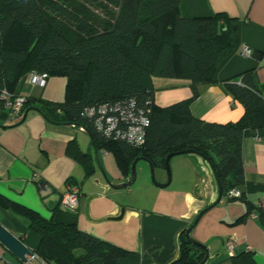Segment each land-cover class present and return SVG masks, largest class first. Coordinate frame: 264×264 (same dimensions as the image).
I'll return each mask as SVG.
<instances>
[{
  "label": "trees",
  "instance_id": "1",
  "mask_svg": "<svg viewBox=\"0 0 264 264\" xmlns=\"http://www.w3.org/2000/svg\"><path fill=\"white\" fill-rule=\"evenodd\" d=\"M178 4L179 0H0V92L15 96L19 79L29 71L65 77L63 101L38 99L39 112L53 123L89 129L97 149L113 155L124 177L129 178L138 157L164 168L167 154L190 149L213 165L222 197L243 200L250 208L242 190L241 141L246 129L264 128V86L255 83L252 71H245L224 81L243 107L238 120L216 123L194 117L190 104L199 86L214 81L217 67L233 51L238 22L224 12L183 17ZM157 77L188 80L191 96L156 105ZM29 103L25 98L22 110ZM102 106L106 115L118 120L111 136L95 125ZM90 109L93 115H88ZM128 115L147 119L140 145L117 136L131 123ZM69 149L85 174H92V156L81 152L75 140ZM232 189L241 195L228 196ZM14 209L38 234L32 252L44 264H123L128 254L75 224L55 222L24 207ZM260 218L264 220V213ZM204 255L205 248L186 239L184 230L178 256L170 264H198ZM231 262L255 264L250 253L232 255Z\"/></svg>",
  "mask_w": 264,
  "mask_h": 264
},
{
  "label": "crops",
  "instance_id": "2",
  "mask_svg": "<svg viewBox=\"0 0 264 264\" xmlns=\"http://www.w3.org/2000/svg\"><path fill=\"white\" fill-rule=\"evenodd\" d=\"M183 17H207L224 12L238 22L233 51L217 67L214 81L199 86L190 104L191 114L206 122H234L243 107L234 99L224 81L252 71L255 83L264 86V0H179ZM245 46L252 53H240ZM24 74L15 95L30 99L27 107H38V99L62 102L66 78L50 76L43 86L31 84ZM154 103L160 107L191 96L186 79L154 78ZM24 110L12 116L0 98V223L33 250L39 236L29 228L28 218L14 207L30 209L58 223L75 224L78 229L128 252L123 264H170L178 256L179 235L196 214L217 196L207 163L195 154L171 157L172 179L158 187L159 199L138 200L131 185L113 189L104 181L90 139L80 130L47 120L39 111ZM83 136V137H81ZM75 140L81 152L92 156L94 170L86 175L71 155ZM97 160L113 184L126 181L110 152L97 151ZM246 201L221 197L191 231V237L206 245L205 264H232L231 256L250 253L255 264H264V128L246 129L241 141ZM146 164V163H145ZM145 184L146 171L138 167ZM158 183L166 182L164 168L154 167ZM52 193L40 194L39 183ZM73 184L78 204L73 212L60 206V197ZM55 208V210H53ZM123 216L117 218L121 210ZM242 217V218H241ZM241 218L239 222L237 219ZM228 242H232L229 249ZM0 264H23L0 244Z\"/></svg>",
  "mask_w": 264,
  "mask_h": 264
},
{
  "label": "water",
  "instance_id": "3",
  "mask_svg": "<svg viewBox=\"0 0 264 264\" xmlns=\"http://www.w3.org/2000/svg\"><path fill=\"white\" fill-rule=\"evenodd\" d=\"M29 111H39V109L37 107H27L25 110H24V113L22 115V118H21V122L25 119L27 113ZM59 125L63 126V127H73L75 129H78L80 130L81 132H83L89 139H90V142H91V145L93 147V150H94V153H95V158H96V161H97V165L100 167L102 173H103V177H104V181L107 183V185L113 189H122V188H126L128 186H130L134 181H135V178H136V164L139 162V161H144L145 163L148 164L149 166V169H150V174H151V179L153 181V183L157 186V187H167L171 181V171H170V159L172 156L174 155H177V154H195L201 158H203L205 160V162L207 163V165L209 166L211 172H212V175H213V178H214V181H215V185H216V192H217V196H216V199L210 203L209 205H207L206 207H204L203 209H201L197 214L196 216L194 217L192 223L190 224L189 227H187L185 229V237L186 239L190 240L191 242L199 245V246H202L205 248V255L203 257V259L198 263V264H205V262L207 261L208 259V251H207V247L206 245L194 240L190 233L191 231L193 230V228L195 227V225L197 224V222L199 221V219L209 210L211 209L212 207H214L221 199L222 197V191H221V184H220V181L218 179V176H217V173L215 171V168L213 167V165L209 162L208 159H206L203 155L201 154H198V153H195L193 152L192 150L190 149H187V150H182V151H179V152H175V153H169L167 154L165 157H164V170L166 171V175H167V179H166V182L163 183V184H158L156 181H155V178H154V165L152 164V162L150 160H148L147 158H144V157H138L136 159L133 160L132 164H131V171H130V176L129 178L122 182V183H118V184H113L109 181V179L106 177V175L104 174L102 168H101V165L99 163V161L97 160V147H96V144H95V140L93 138V135L92 133L90 132L89 129H87L86 127L84 126H80L78 125L77 123H70V122H62V123H58ZM39 188H40V194L42 197H45L47 196L48 194L52 193L51 191H49L45 185V183L43 182H40L39 183ZM123 209L121 210L120 214L118 215V219L121 218L123 216ZM0 244L5 248L7 249L11 254H13L17 259H19L20 261L22 262H25L27 261V256H31L33 255V252L31 249H29L24 243L23 241L15 236L13 233H11L7 228H5L1 223H0Z\"/></svg>",
  "mask_w": 264,
  "mask_h": 264
},
{
  "label": "built area",
  "instance_id": "4",
  "mask_svg": "<svg viewBox=\"0 0 264 264\" xmlns=\"http://www.w3.org/2000/svg\"><path fill=\"white\" fill-rule=\"evenodd\" d=\"M240 53L244 56H248L252 53L251 49L243 46ZM47 77L45 74H39L31 71L28 77V81L31 84H36L43 86ZM0 98L3 100L4 104L9 108L10 114L12 116H18L22 111L23 105L25 103V97L20 95L12 96L5 90L0 92ZM88 115H93L95 111L93 109L87 110ZM99 115L95 121V125L99 131H101L106 136H111L113 131L117 127V118L114 115H106V107L102 106L98 109ZM132 120L126 124V129L124 133H117V136H121L128 143L132 145H140L144 141V126L147 124L146 117L140 115L134 117L133 115H128V120ZM241 195L240 191L237 189H232L229 191L228 196L239 197ZM78 204V189L73 184H67L66 190L60 197V206L63 210L73 212L75 211ZM228 247L231 249L232 242H228ZM23 264H44L39 261L35 254L27 256V261Z\"/></svg>",
  "mask_w": 264,
  "mask_h": 264
},
{
  "label": "rangeland",
  "instance_id": "5",
  "mask_svg": "<svg viewBox=\"0 0 264 264\" xmlns=\"http://www.w3.org/2000/svg\"><path fill=\"white\" fill-rule=\"evenodd\" d=\"M140 166L144 167L146 171V178H145L146 182L145 184L144 182H142V180L139 177L138 169H136V178H135V181L131 184V187H133L132 188L133 193L137 195L136 197L138 198V200H143L145 198L152 199V200L159 199L160 195L158 196L157 191H160V190H158V187L153 183L151 179V174H150V169H149L148 164L147 163L145 164L144 161H139L138 167ZM170 171H171V179H172L171 165H170ZM164 172H165V176L167 179L166 171L164 170ZM154 178H155V181L158 183L156 179V175H155V169H154Z\"/></svg>",
  "mask_w": 264,
  "mask_h": 264
}]
</instances>
